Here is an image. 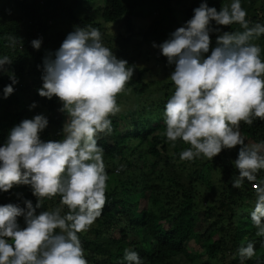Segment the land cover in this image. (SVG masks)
Returning a JSON list of instances; mask_svg holds the SVG:
<instances>
[{"label": "clouds", "instance_id": "1", "mask_svg": "<svg viewBox=\"0 0 264 264\" xmlns=\"http://www.w3.org/2000/svg\"><path fill=\"white\" fill-rule=\"evenodd\" d=\"M193 15L168 37L152 47L173 69L167 76L173 85L164 103L163 135L175 146L188 145L178 153L180 161L212 159L222 149H237L232 161L237 175L233 188L245 182L255 191L249 212L256 235L264 237V141L246 143L240 124L264 120V58L254 41L264 35V23L250 22L241 0H228L217 10L201 0ZM237 24L239 30L218 26ZM215 25V27L213 26ZM215 32L214 44L210 33ZM15 46L16 36L7 37ZM42 37L30 41L39 50ZM8 55H0V73L11 81L2 88L3 98L14 91L18 80L6 67ZM41 97L58 99L65 116L61 138L42 140L49 121L44 114L24 118L0 143V193L14 185L29 186L32 200L0 204V264H88L80 233L86 232L105 205L106 181L103 148L99 134L112 132V120L121 111L117 95L127 94L134 65L118 58L102 42L92 25L73 26L54 52L42 57ZM36 102L29 105L34 108ZM59 197V205L47 210L46 199ZM66 208V211L63 209ZM39 210V211H38ZM23 218V226L18 222ZM255 255L252 241L237 247L240 264ZM122 264H142L131 247L123 251Z\"/></svg>", "mask_w": 264, "mask_h": 264}, {"label": "trees", "instance_id": "2", "mask_svg": "<svg viewBox=\"0 0 264 264\" xmlns=\"http://www.w3.org/2000/svg\"><path fill=\"white\" fill-rule=\"evenodd\" d=\"M201 0H0V55L13 61L6 66L18 83L7 98L2 88L10 83L8 74L0 73V143L9 130L24 118L44 114L47 127L42 140L61 138L65 119L58 111L60 103L41 97L42 57L54 52L73 26L92 25L118 58L134 65L132 79L120 93L131 98V107L121 109L112 120V132L99 134L108 179L105 205L86 232L80 233L88 264H122L123 251L131 247L139 253L142 264H240L234 257L237 247L252 241L255 255L244 264H264V237L256 235L249 212L255 191L245 182L233 188L231 178L238 174L232 161L236 146L212 159L180 161L178 153L188 145L175 146L163 135V106L173 85L167 78L173 65L151 50L153 42L164 41L170 32L193 15ZM228 0H207L217 10ZM250 22L264 23V0H241ZM145 15L149 23L138 26ZM182 16L181 18L179 16ZM215 27V25H213ZM222 31L239 30V25L218 26ZM16 36L9 46L8 36ZM217 33H210L212 43ZM42 37L39 50L30 41ZM260 44L264 58V35ZM35 101L36 106L29 109ZM246 143L264 141V120L240 124ZM264 179V170L257 173ZM32 200L27 185H14L0 193V204ZM59 197L46 199L42 207L51 210ZM67 209L64 208L63 211ZM39 211V210H38ZM23 226V218L18 217ZM201 245L196 249L190 241Z\"/></svg>", "mask_w": 264, "mask_h": 264}, {"label": "rangeland", "instance_id": "3", "mask_svg": "<svg viewBox=\"0 0 264 264\" xmlns=\"http://www.w3.org/2000/svg\"><path fill=\"white\" fill-rule=\"evenodd\" d=\"M143 18H137L138 23L137 25H145L147 23H149L150 19L147 18L145 15H142ZM180 18L182 17L181 15L179 16ZM152 47V46H151ZM151 50H153V52L155 51L154 47L151 48ZM168 78V77H167ZM131 98L128 99V97L122 96V95H117V103L121 106V109H126L131 107ZM193 245H196L195 242L193 240L190 241ZM201 247V245H196V249H199Z\"/></svg>", "mask_w": 264, "mask_h": 264}]
</instances>
